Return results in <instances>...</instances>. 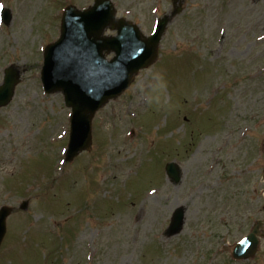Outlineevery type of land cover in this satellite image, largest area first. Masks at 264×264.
Here are the masks:
<instances>
[{
    "label": "rangeland",
    "instance_id": "1",
    "mask_svg": "<svg viewBox=\"0 0 264 264\" xmlns=\"http://www.w3.org/2000/svg\"><path fill=\"white\" fill-rule=\"evenodd\" d=\"M93 1L0 0L12 14L0 31V83L10 64L25 70L0 110V208L29 202L8 219L1 264L36 263L17 244L32 221L42 264H264V235L254 258L231 257L264 219V0H186L158 61L96 115L92 150L61 169L71 111L42 88L43 49L59 36L60 9ZM112 1L146 36L172 12L170 0ZM173 161L177 186L165 175ZM238 193L244 201L228 200ZM78 200L87 212L73 218ZM176 208L185 223L171 234Z\"/></svg>",
    "mask_w": 264,
    "mask_h": 264
},
{
    "label": "water",
    "instance_id": "2",
    "mask_svg": "<svg viewBox=\"0 0 264 264\" xmlns=\"http://www.w3.org/2000/svg\"><path fill=\"white\" fill-rule=\"evenodd\" d=\"M167 23L168 19H163L157 34L143 40L137 27L115 20V11L109 0H96L95 6L85 12L74 8L67 10L62 23V37L48 47L45 55L43 83L47 92L62 90L67 105L73 109L69 159L88 147L94 113L109 99L120 95L132 82L134 74L155 60ZM109 25L118 30L117 38L101 37ZM105 50L116 53L111 62L104 61L102 53ZM16 83V71L12 68L6 73L5 83L0 88V106L10 101ZM167 170L169 176L178 182V167L170 164ZM9 212L6 208L0 212V244L6 232L5 220ZM183 221L184 211L181 209L175 213L171 233L179 232ZM260 225L262 222L237 244L233 251L236 258L246 259L255 254Z\"/></svg>",
    "mask_w": 264,
    "mask_h": 264
},
{
    "label": "bare ground",
    "instance_id": "3",
    "mask_svg": "<svg viewBox=\"0 0 264 264\" xmlns=\"http://www.w3.org/2000/svg\"><path fill=\"white\" fill-rule=\"evenodd\" d=\"M83 238H84V236L81 239H83Z\"/></svg>",
    "mask_w": 264,
    "mask_h": 264
}]
</instances>
